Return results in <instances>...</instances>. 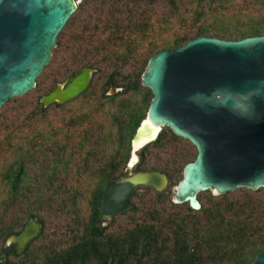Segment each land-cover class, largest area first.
<instances>
[{"label": "trees", "instance_id": "obj_1", "mask_svg": "<svg viewBox=\"0 0 264 264\" xmlns=\"http://www.w3.org/2000/svg\"><path fill=\"white\" fill-rule=\"evenodd\" d=\"M110 1L109 12L101 23L94 25L93 32L111 47L109 56L120 66L135 56L141 58V65L153 53L175 48L200 35L238 39L264 33V24L258 21L249 22L244 27L235 26L232 31L198 22L202 18L198 7L190 11L189 17L178 15L176 0H164L167 3L164 15L155 13L154 7L160 0ZM200 1L196 0V3L199 4ZM184 26L186 29H183ZM107 57L100 55L101 61ZM110 85L117 86L115 82H110ZM89 87L87 85L77 96L82 97ZM104 92L105 88L102 89L100 98L105 103H114V110L107 114L106 123L104 119L91 120L94 114L92 109L82 112L79 117L71 120L72 127L77 129L73 140L63 132L64 123L52 126L50 136L53 139L59 136L62 138L55 144V152L49 164L42 166L47 170L44 176V172L30 174L27 171V157L31 158L34 153L41 152L40 145L49 135L48 132H39L36 126L38 120L45 119L46 107L36 101L37 107L28 114L26 121L16 127L7 125L4 133L6 137L1 136L3 140L0 148L11 152L13 158L0 173V264H203L205 261L235 264L248 261L257 250L264 248L261 208L247 194L238 202L226 199L225 194L216 200L207 198L205 203L200 199L203 204L197 210H192L184 203L185 217L171 215L162 227L155 224L158 212L149 209L148 219H130L118 233L106 231V227L100 225L98 213L100 194L107 181L122 174L129 138L144 115L151 92L142 87L139 81H130L114 95H105ZM134 94L138 95L137 100L133 98ZM16 97L7 99L4 103L15 101ZM53 105L62 106L55 103ZM105 125L107 129L100 136V145L114 138L115 148L108 154L102 150L96 154L92 151L94 141L90 132L97 127L100 132ZM27 127H31V131H26ZM22 132H26L22 135L24 137L20 135ZM11 136H16V141H12ZM22 138L24 142H21ZM165 138L177 137L169 129H162L156 139L144 145L140 152L143 153L149 147L160 146ZM68 150L77 156L78 166L73 173L70 171V158H65L62 154ZM136 168L145 169L140 166ZM156 170L164 172L169 178L165 171ZM74 173L83 177L79 180L73 177ZM64 179L68 180L70 189L66 197L59 199V204L76 220L82 215V205L86 211L85 218L79 220V232L63 247L34 245L33 241L40 236V232L20 253H15L11 245L3 246L4 239L10 234L18 233L28 217H36V212L31 208H49L54 199L52 195L45 194V191L50 187L54 190L53 194L60 191L63 184L58 181ZM135 192L136 189L131 197ZM137 210L133 205L118 214ZM37 221L42 227L41 220L37 218Z\"/></svg>", "mask_w": 264, "mask_h": 264}, {"label": "water", "instance_id": "obj_2", "mask_svg": "<svg viewBox=\"0 0 264 264\" xmlns=\"http://www.w3.org/2000/svg\"><path fill=\"white\" fill-rule=\"evenodd\" d=\"M76 4V0H0V106L35 86ZM92 71L82 67L39 101L46 106L75 98L86 88ZM139 84L151 96L129 138L126 173L107 181L100 194L101 222L129 209L135 189L156 193L166 189L164 172L132 171L134 163L128 165L131 154L155 140L163 127L195 149L193 159L182 166L173 203L185 202L197 210L201 191L223 194L237 187H264V33L238 39L200 35L161 49L145 61ZM120 90L110 87L105 95ZM40 228L41 223L29 217L3 244L15 243V253H20ZM251 264H264V252Z\"/></svg>", "mask_w": 264, "mask_h": 264}, {"label": "rangeland", "instance_id": "obj_3", "mask_svg": "<svg viewBox=\"0 0 264 264\" xmlns=\"http://www.w3.org/2000/svg\"><path fill=\"white\" fill-rule=\"evenodd\" d=\"M76 9L66 20L55 38V47L51 49L49 62L43 67L39 75L35 79V86L28 90L25 94L16 97V100L8 101L0 106V143L6 133L7 125L15 126L26 121L28 114L37 107L36 103L39 98L51 91L56 84H61L78 73L82 67H89L93 71L89 79L90 85L87 92L82 96L63 103L52 102L48 106H44V120H38L36 126L39 132H48L45 142L40 145V151L34 153L33 156L27 157V171L30 174H39L45 171L42 166H47L51 160V156L55 152L56 143L62 136L56 139L50 136L52 126L56 123H64V130L68 134L69 139L75 138L77 129L72 127L71 120L80 116V114L88 109H92L91 120L104 119L107 122V114L114 110V103H105L100 94L102 89L105 91L110 87V82H115L117 88L122 89L130 81H139L140 73L143 70L144 63L140 65L141 58H131L126 64L120 66L114 63L109 56L111 47L107 46L98 36L94 34V25L101 23L103 18L110 10V0H76ZM104 1V2H103ZM178 5V15L189 17L190 11L194 7H198L202 13V18L198 22L216 26L222 30L232 31L235 26L244 27L249 22L258 21L264 24V2L256 0H212L208 4V0H201L199 4L196 0H176ZM167 3L160 0L154 7L157 15H164ZM191 7V8H190ZM183 29H186L185 26ZM106 53V54H105ZM108 56L107 59L101 61L100 55ZM92 57V58H91ZM88 63L90 65H88ZM106 94V92H104ZM116 94V93H115ZM133 98L137 100L138 95L134 94ZM37 101V102H36ZM62 104L61 107H55L53 104ZM43 106V105H42ZM145 113V111H144ZM87 127H85L86 129ZM107 126L90 132L91 139L94 141L93 152L99 154L102 152L108 154L115 148L114 138L106 140L100 145V136L105 132ZM162 129H167L163 127ZM161 129V130H162ZM160 130V131H161ZM14 131V130H13ZM26 131H31V127H27ZM24 133H20L21 137ZM159 134V133H158ZM3 135V138L1 136ZM19 135V134H18ZM38 135V134H36ZM37 137V136H35ZM177 137V136H176ZM12 141H16V136H11ZM39 139V137H37ZM24 142V139H21ZM142 148V147H141ZM138 149L135 152L136 162L131 167L132 171L141 168H156L165 171L169 178L166 189L161 193H156L152 189L143 190L137 188L134 196L131 197L130 207L133 205L138 209L136 212H126L112 216L109 220L101 222L100 225L106 227V231L120 232L129 220H138L141 218L148 219L147 211L155 209L158 212L156 226H163L164 221L169 220L171 215H177L178 218L185 217V202L179 204H170L172 202V191L176 182L181 177V169L184 163L191 161L195 155L194 147L185 139L177 137L175 139L165 138L160 146L149 147L143 153ZM65 158H70L72 162L70 171L73 173L76 167L77 156L70 150L62 152ZM13 154L0 148V173L5 166L12 160ZM127 162V158L125 164ZM89 164H91L89 162ZM124 164V166H125ZM92 165V164H91ZM43 169V170H42ZM126 173L123 167L122 174ZM73 177L80 180L83 175L74 173ZM63 184L60 191H54L51 187L45 194L52 195L54 202L50 203L49 208L35 209L36 219L42 222L40 236L33 241L34 245H54L58 247L65 246L73 235L80 230L79 220L84 219L86 211L82 205L81 217L78 220L70 217L64 208L59 204V199L66 197L70 189L68 180L58 181ZM149 189V188H148ZM160 194V196H156ZM228 200H236L237 202L244 198V195L251 196L258 202L261 208L262 218L261 224L264 225V187L258 190H251L244 187H237L233 191L223 193ZM222 194H213L205 190L197 194V197L204 203L207 198L216 200ZM29 218V217H28ZM32 218V217H31ZM26 221V220H25ZM25 223V222H24ZM24 225V224H23ZM23 227V226H22ZM21 230V229H20ZM19 230V231H20ZM4 243V242H3ZM2 245L4 246V244ZM1 255V254H0ZM203 264H229L220 261H205Z\"/></svg>", "mask_w": 264, "mask_h": 264}, {"label": "flooded vegetation", "instance_id": "obj_4", "mask_svg": "<svg viewBox=\"0 0 264 264\" xmlns=\"http://www.w3.org/2000/svg\"><path fill=\"white\" fill-rule=\"evenodd\" d=\"M76 74H77V73H76ZM76 74H75V75H76ZM73 76H74V75H73ZM73 76H72V77H73ZM72 77H71V78H72ZM71 78H70V79H71ZM70 79L64 81V82H63V86H64V85H65ZM63 86H62V87H63ZM197 201H198V203H199V208H200V207L202 206L203 203H202V201H201L200 199H198V198H197ZM199 208H198V209H199ZM27 219H28V218H27ZM27 219H26V220H27ZM25 222H26V221H25ZM24 224H25V223H24ZM10 245H11V246L14 248V250H15V243L8 244L7 246H10ZM25 246H26V245H25ZM23 249H24V248H23ZM262 252H264V248H261V249L257 250V251L254 253L253 257H252L251 259H249L248 261H245V262H237V263H235V264H251V263H253L254 260L258 257V255H259L260 253H262Z\"/></svg>", "mask_w": 264, "mask_h": 264}, {"label": "bare ground", "instance_id": "obj_5", "mask_svg": "<svg viewBox=\"0 0 264 264\" xmlns=\"http://www.w3.org/2000/svg\"><path fill=\"white\" fill-rule=\"evenodd\" d=\"M154 134V132H153ZM147 138H144L142 140H139L138 142H136L134 145H133V148H136L138 147L140 144L143 143L144 140H146ZM136 162V156L132 153L131 156H130V159H129V162H128V165L132 164V163H135Z\"/></svg>", "mask_w": 264, "mask_h": 264}]
</instances>
